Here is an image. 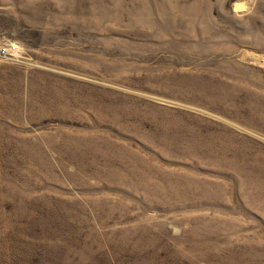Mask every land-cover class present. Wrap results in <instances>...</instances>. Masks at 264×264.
<instances>
[{
    "label": "rangeland",
    "instance_id": "rangeland-1",
    "mask_svg": "<svg viewBox=\"0 0 264 264\" xmlns=\"http://www.w3.org/2000/svg\"><path fill=\"white\" fill-rule=\"evenodd\" d=\"M0 264H264V0H0Z\"/></svg>",
    "mask_w": 264,
    "mask_h": 264
},
{
    "label": "built area",
    "instance_id": "built-area-1",
    "mask_svg": "<svg viewBox=\"0 0 264 264\" xmlns=\"http://www.w3.org/2000/svg\"><path fill=\"white\" fill-rule=\"evenodd\" d=\"M19 53V48L15 44H7L0 48V56L9 61H15Z\"/></svg>",
    "mask_w": 264,
    "mask_h": 264
}]
</instances>
